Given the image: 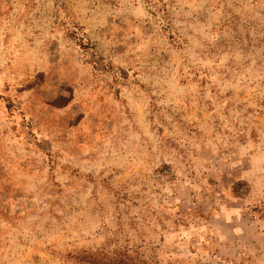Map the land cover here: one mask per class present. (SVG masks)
<instances>
[{
  "label": "rangeland",
  "instance_id": "1",
  "mask_svg": "<svg viewBox=\"0 0 264 264\" xmlns=\"http://www.w3.org/2000/svg\"><path fill=\"white\" fill-rule=\"evenodd\" d=\"M0 264H264V0H0Z\"/></svg>",
  "mask_w": 264,
  "mask_h": 264
}]
</instances>
